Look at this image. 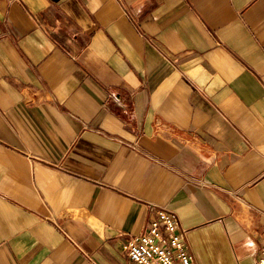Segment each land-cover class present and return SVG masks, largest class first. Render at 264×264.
Here are the masks:
<instances>
[{"label": "crops", "instance_id": "0c3cea01", "mask_svg": "<svg viewBox=\"0 0 264 264\" xmlns=\"http://www.w3.org/2000/svg\"><path fill=\"white\" fill-rule=\"evenodd\" d=\"M158 206L255 264L264 0H0V264H124Z\"/></svg>", "mask_w": 264, "mask_h": 264}, {"label": "built area", "instance_id": "2783aa9c", "mask_svg": "<svg viewBox=\"0 0 264 264\" xmlns=\"http://www.w3.org/2000/svg\"><path fill=\"white\" fill-rule=\"evenodd\" d=\"M122 250L127 256L124 264H196L176 213L160 206L146 228L122 244ZM255 264H264V244Z\"/></svg>", "mask_w": 264, "mask_h": 264}]
</instances>
